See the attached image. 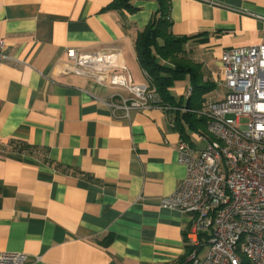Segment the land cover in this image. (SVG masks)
<instances>
[{"label": "crops", "instance_id": "0c3cea01", "mask_svg": "<svg viewBox=\"0 0 264 264\" xmlns=\"http://www.w3.org/2000/svg\"><path fill=\"white\" fill-rule=\"evenodd\" d=\"M114 1L0 0V252L27 264H175L188 244L208 250L191 216L161 203L187 175L180 142L210 141L188 120L191 77L171 87L174 104L153 89L156 106L122 117L110 103L131 93L65 71L71 48H116L149 83L135 43L159 3L131 0L129 12ZM171 18L174 35L196 36L187 56L214 85L200 118L226 97L224 51L264 43V0H172Z\"/></svg>", "mask_w": 264, "mask_h": 264}, {"label": "built area", "instance_id": "2783aa9c", "mask_svg": "<svg viewBox=\"0 0 264 264\" xmlns=\"http://www.w3.org/2000/svg\"><path fill=\"white\" fill-rule=\"evenodd\" d=\"M0 39V61L7 57ZM67 73H77L99 84L132 94L120 104L110 103L117 115L157 105V94L147 84H136L122 60V52L69 49ZM224 100L202 112L214 137L204 149L182 140L179 161L187 175L178 190L162 198V206L191 216L193 235L206 238L201 256L194 248L190 264H264V43L233 47L221 56ZM191 92V90H189ZM246 119V122H242ZM22 252H0V264H27Z\"/></svg>", "mask_w": 264, "mask_h": 264}, {"label": "trees", "instance_id": "16d2710c", "mask_svg": "<svg viewBox=\"0 0 264 264\" xmlns=\"http://www.w3.org/2000/svg\"><path fill=\"white\" fill-rule=\"evenodd\" d=\"M159 10L148 25L138 32L135 48L137 58L145 71L150 86L155 89L163 102L174 104L171 87L176 80L191 77V93L187 112L188 120L196 130L207 128L208 119L205 115L198 118L196 113L203 108L207 94L214 88L209 80H204L203 65L187 56L185 45L196 36H176L172 32L171 18L172 0H156ZM112 7L134 12L136 8L131 0H115ZM208 132V129H207ZM210 140L214 137L208 132ZM30 150L29 145L24 146ZM195 246L188 244L187 251L175 264H190L189 256ZM242 264H251L244 258Z\"/></svg>", "mask_w": 264, "mask_h": 264}, {"label": "rangeland", "instance_id": "374dc122", "mask_svg": "<svg viewBox=\"0 0 264 264\" xmlns=\"http://www.w3.org/2000/svg\"><path fill=\"white\" fill-rule=\"evenodd\" d=\"M136 84H140L139 82H136ZM242 122H246V119H243ZM203 253H206V249L203 251Z\"/></svg>", "mask_w": 264, "mask_h": 264}]
</instances>
